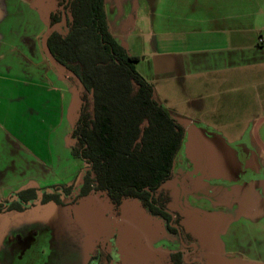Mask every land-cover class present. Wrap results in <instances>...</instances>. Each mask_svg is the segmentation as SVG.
I'll return each instance as SVG.
<instances>
[{"label": "crops", "instance_id": "0c3cea01", "mask_svg": "<svg viewBox=\"0 0 264 264\" xmlns=\"http://www.w3.org/2000/svg\"><path fill=\"white\" fill-rule=\"evenodd\" d=\"M217 1L157 0L147 44L130 54L186 130L199 124L234 147L249 142L264 165V32L234 0ZM50 2L0 0V197L70 183L79 166L69 148L78 93L44 48ZM238 209L229 221L242 219L238 233L227 225L219 235L227 261L218 264H264V210Z\"/></svg>", "mask_w": 264, "mask_h": 264}, {"label": "trees", "instance_id": "16d2710c", "mask_svg": "<svg viewBox=\"0 0 264 264\" xmlns=\"http://www.w3.org/2000/svg\"><path fill=\"white\" fill-rule=\"evenodd\" d=\"M49 5L44 48L78 93L69 148L83 166L70 186H30L11 196L61 204L75 191L73 202L104 193L116 207L138 199L154 215L170 220L164 209L172 207L173 199L165 185L177 177L184 125L159 103L153 85L137 70L139 58L113 35L106 0H51ZM157 193L163 197L159 206ZM173 257V264H183L182 254Z\"/></svg>", "mask_w": 264, "mask_h": 264}, {"label": "rangeland", "instance_id": "374dc122", "mask_svg": "<svg viewBox=\"0 0 264 264\" xmlns=\"http://www.w3.org/2000/svg\"><path fill=\"white\" fill-rule=\"evenodd\" d=\"M156 1L106 0L112 32L120 43L126 48L130 47V53L142 52L146 42L142 29H147ZM234 1L237 2V13L250 12L249 16H255L250 23L254 20L255 26L264 32V0ZM228 143L232 146L229 140ZM183 155L187 158L184 152L178 162L183 160ZM62 156L60 172L64 175L70 161L66 159L65 153ZM77 162L79 166L73 168L74 177L83 166L82 161ZM179 173L181 170L176 166L175 175ZM194 178L199 186L204 187L200 177ZM174 183L171 181L165 186H173ZM188 197L193 206L203 212H210L208 214L222 210L223 216L218 219L220 226L225 224L228 217L236 218L237 222L242 212L238 209L239 205L230 209L220 208L219 203L207 197L194 193ZM173 210H178L176 204ZM241 222L242 219H239L238 223ZM176 223L180 225V232L173 233L166 219L153 215L138 199H127L117 211L107 195L100 193L92 194L70 206L54 203L37 205L23 213L0 217V264H104L105 255L109 252L114 262L122 260L123 264H165L171 254L186 251L185 244L191 241L188 231H193L194 241L200 246L196 255L206 264H218L216 255L204 243V238L198 235L200 231L208 236L211 228L208 218L189 213L185 214L181 222ZM235 223L226 224L231 225L229 229L232 234L238 233L240 227ZM113 242H116L114 247Z\"/></svg>", "mask_w": 264, "mask_h": 264}, {"label": "flooded vegetation", "instance_id": "af4514ba", "mask_svg": "<svg viewBox=\"0 0 264 264\" xmlns=\"http://www.w3.org/2000/svg\"><path fill=\"white\" fill-rule=\"evenodd\" d=\"M187 131L188 129L186 130V138H187ZM236 148L239 154L238 164L240 168H239V177H234L235 178L234 180H222V179L206 180L200 174H196L194 172V167L191 161L188 158H185L184 155H183L184 161L183 160L179 162L177 161L176 166L179 168V170H181V173H179L178 175L176 174L177 177H173L174 180L173 182H175L173 186H168L169 188L168 191L170 190L169 192L172 195V199H173V203L171 207L172 209L171 208L164 209L171 216L170 220L166 219L169 223L168 227L171 226L172 230L169 228L171 232L173 233L180 232V225L179 223H176V221L181 222L184 219L185 214L193 213L190 210H195V211L199 210L197 209L196 206H193L188 199L189 198L188 196L191 193H194L195 195L207 197L209 200L212 201L213 200L216 201L217 203H219L218 206H220V208L221 206L231 205L235 203L236 205L238 204L240 207L244 209H247L246 207H248L258 210H264V165L259 157L258 152L254 148V146L251 145L249 142L244 141L243 143L236 146ZM184 152H185V148L183 150V154ZM195 176L200 177L203 180L202 185L204 187L199 186L197 180H195L194 178ZM74 178L70 183H61L56 185L70 186L73 183ZM51 186H55V185H49L38 188L45 189ZM13 193L15 192H12L7 197H0V217H7L12 213L15 214L23 213L25 210L37 205H47L50 203H54L60 206L75 205L80 200L90 197L92 195L91 194L87 197L79 198L77 201L73 202V199L77 197V192L75 191L72 193V195L63 196L62 197L63 203L59 204L56 201H50L45 203L41 200L37 201V199L24 201L21 197L11 196ZM100 194H104V193H100ZM156 198L158 200L157 202L158 206H159V202L163 203V197L160 198V193L156 194ZM175 204L178 210H173ZM123 205L121 207H116L114 205V207L117 211H119L123 207ZM221 211L222 210H216L214 212L211 211L213 212V214H209L212 216V219H209L211 228H209L210 231L208 232V236L202 234V232L200 231H198V235L204 238L203 239L204 243L208 244V248L216 255L215 257H217L216 259L218 260V262L225 263L227 261V256L223 254V250L218 241L219 235L222 231L218 220L221 219V217L223 216L222 215L223 212ZM196 212H194V214H197ZM204 213L208 214L210 212H204ZM200 217L202 216L200 215ZM188 233L190 234L191 241L185 244L186 251L184 253L178 252L182 254V263L206 264L199 256L196 255L200 251V246L194 241L195 237L194 235H192L193 231H188ZM115 244L116 242L115 243L113 242L112 244L113 247L116 246ZM174 255L175 254L170 255L169 258L170 262H173ZM105 260L106 263L104 264H123L122 260L114 262L111 252L105 255Z\"/></svg>", "mask_w": 264, "mask_h": 264}, {"label": "water", "instance_id": "95a60500", "mask_svg": "<svg viewBox=\"0 0 264 264\" xmlns=\"http://www.w3.org/2000/svg\"><path fill=\"white\" fill-rule=\"evenodd\" d=\"M185 154L194 172L206 180H234V177H239L237 148L229 146L223 138L199 124L188 128Z\"/></svg>", "mask_w": 264, "mask_h": 264}, {"label": "built area", "instance_id": "2783aa9c", "mask_svg": "<svg viewBox=\"0 0 264 264\" xmlns=\"http://www.w3.org/2000/svg\"><path fill=\"white\" fill-rule=\"evenodd\" d=\"M261 42H264V40H261Z\"/></svg>", "mask_w": 264, "mask_h": 264}]
</instances>
